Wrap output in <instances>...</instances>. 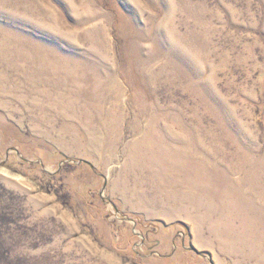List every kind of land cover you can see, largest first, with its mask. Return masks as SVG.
Listing matches in <instances>:
<instances>
[{"label":"rangeland","instance_id":"obj_1","mask_svg":"<svg viewBox=\"0 0 264 264\" xmlns=\"http://www.w3.org/2000/svg\"><path fill=\"white\" fill-rule=\"evenodd\" d=\"M0 264H264V0H0Z\"/></svg>","mask_w":264,"mask_h":264}]
</instances>
